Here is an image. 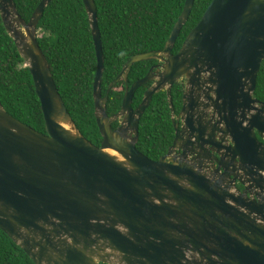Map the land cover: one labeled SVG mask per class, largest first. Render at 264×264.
Listing matches in <instances>:
<instances>
[{"label": "water", "instance_id": "95a60500", "mask_svg": "<svg viewBox=\"0 0 264 264\" xmlns=\"http://www.w3.org/2000/svg\"><path fill=\"white\" fill-rule=\"evenodd\" d=\"M50 1L40 0L25 21L13 0H0L44 120L38 131L0 103V229L34 264H264V102L253 95L264 59V0H211L173 53L194 1L185 0L164 47L131 55L103 95L96 7L82 0L96 56L99 145L72 120L38 45L37 24ZM151 59L162 64L128 84L132 64ZM120 78L121 106L109 116L108 94ZM149 81L133 108L135 90ZM176 81L183 91L174 117ZM159 90L174 138L150 159L135 144L139 119Z\"/></svg>", "mask_w": 264, "mask_h": 264}, {"label": "trees", "instance_id": "16d2710c", "mask_svg": "<svg viewBox=\"0 0 264 264\" xmlns=\"http://www.w3.org/2000/svg\"><path fill=\"white\" fill-rule=\"evenodd\" d=\"M18 13L28 21L40 0H13ZM211 0H194L190 14L175 40L177 52L187 33L201 18ZM185 0H94L100 31L104 68L101 93L119 74L133 54L159 50L169 37ZM37 42L50 67L52 78L79 131L99 145L101 136L94 117L92 83L96 56L89 17L82 0H51L37 24ZM155 59L139 61L130 67L127 83L143 77ZM151 81L138 87L131 106H138ZM125 90L120 78L110 89L106 113L118 112ZM183 84L170 89L173 115L182 106ZM253 95L264 102V59L257 73ZM0 103L6 112L32 128L44 132V120L33 80L13 39L0 17ZM136 148L150 159L167 152L174 138L171 108L165 90H159L141 115ZM0 264H34L29 256L0 229Z\"/></svg>", "mask_w": 264, "mask_h": 264}, {"label": "flooded vegetation", "instance_id": "af4514ba", "mask_svg": "<svg viewBox=\"0 0 264 264\" xmlns=\"http://www.w3.org/2000/svg\"><path fill=\"white\" fill-rule=\"evenodd\" d=\"M172 52H173V49H172ZM173 53H175V52H173ZM156 61H155V63L154 64H152L150 67H152V66H155V67H160V65L162 64V62L159 60V59H155ZM156 69V68H155ZM124 80V79H123ZM152 82V81H151ZM181 82V81H180ZM176 115H174V117H175ZM119 121H120V119H118V120H116V121H114V122H112V124H111V127H112V129H114V128H116L118 125H119ZM258 140H260L261 142H263L264 143V139H262V138H260L259 136H258Z\"/></svg>", "mask_w": 264, "mask_h": 264}, {"label": "bare ground", "instance_id": "6f19581e", "mask_svg": "<svg viewBox=\"0 0 264 264\" xmlns=\"http://www.w3.org/2000/svg\"><path fill=\"white\" fill-rule=\"evenodd\" d=\"M110 152L116 154V152H114V151H112V150H110Z\"/></svg>", "mask_w": 264, "mask_h": 264}, {"label": "clouds", "instance_id": "9594fccd", "mask_svg": "<svg viewBox=\"0 0 264 264\" xmlns=\"http://www.w3.org/2000/svg\"><path fill=\"white\" fill-rule=\"evenodd\" d=\"M37 35H38V30H37ZM174 116V115H173Z\"/></svg>", "mask_w": 264, "mask_h": 264}]
</instances>
